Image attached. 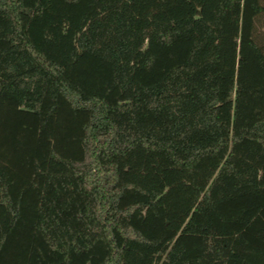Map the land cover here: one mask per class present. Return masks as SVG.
Listing matches in <instances>:
<instances>
[{
	"label": "trees",
	"instance_id": "obj_1",
	"mask_svg": "<svg viewBox=\"0 0 264 264\" xmlns=\"http://www.w3.org/2000/svg\"><path fill=\"white\" fill-rule=\"evenodd\" d=\"M0 264H264V0H0Z\"/></svg>",
	"mask_w": 264,
	"mask_h": 264
}]
</instances>
